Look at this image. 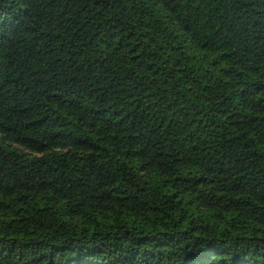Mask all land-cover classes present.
Returning <instances> with one entry per match:
<instances>
[{
    "label": "trees",
    "instance_id": "16d2710c",
    "mask_svg": "<svg viewBox=\"0 0 264 264\" xmlns=\"http://www.w3.org/2000/svg\"><path fill=\"white\" fill-rule=\"evenodd\" d=\"M0 264H264V0H0Z\"/></svg>",
    "mask_w": 264,
    "mask_h": 264
}]
</instances>
